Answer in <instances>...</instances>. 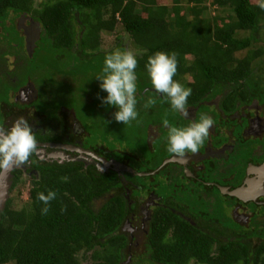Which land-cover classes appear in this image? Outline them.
I'll list each match as a JSON object with an SVG mask.
<instances>
[{"label": "trees", "instance_id": "1", "mask_svg": "<svg viewBox=\"0 0 264 264\" xmlns=\"http://www.w3.org/2000/svg\"><path fill=\"white\" fill-rule=\"evenodd\" d=\"M35 1L0 0V45L5 47L0 72L4 80L6 74L15 75L13 88L31 80L40 90L37 107L43 110L50 98L72 108L89 134L86 146L137 171H153L174 155L167 151L165 117L170 125L183 127L211 111L215 124L232 129L237 140L229 160L236 164L235 184L241 181L254 142L243 138L245 125L232 115L252 102L264 105V10L257 0ZM209 6L217 13L204 16ZM21 14L41 30L31 55L16 29L15 18ZM117 28L127 34L139 61V122L128 125L114 119L115 106L102 103L107 92L96 77L107 54L126 50L119 35L116 48H100V31ZM157 51L178 54L175 80L182 83L190 76L186 85L192 89V118L174 112L170 101L155 91L146 63ZM6 53L18 55L12 74L6 70ZM10 86L3 87L5 94L0 91V104H7ZM56 88L59 95L50 93ZM150 97L156 104L145 109ZM217 97L213 107L219 112H212L205 101ZM212 171L196 175L209 180ZM124 176L168 199V206L152 211L144 253L128 264H264V222L253 228L237 224L218 189L187 176L183 166L169 162L153 174ZM33 184L22 207L15 208L8 197L0 210V264H81L87 251V264L127 261L128 239L119 229L134 206L126 187L131 198L139 192L136 187L123 184L112 169L100 172L83 162L45 165ZM48 190L56 191L57 198L42 215L37 194ZM94 199L101 204L96 207Z\"/></svg>", "mask_w": 264, "mask_h": 264}, {"label": "flooded vegetation", "instance_id": "2", "mask_svg": "<svg viewBox=\"0 0 264 264\" xmlns=\"http://www.w3.org/2000/svg\"><path fill=\"white\" fill-rule=\"evenodd\" d=\"M25 23L26 26L24 27L23 25H25ZM15 24L17 31L24 38V47L26 51L31 55L35 48V43L40 37L41 30H39L36 22L32 20L29 15L25 14L17 16L15 18ZM34 25H36V30H32ZM12 45H16V43L12 42ZM3 50H5V47L1 44L0 56ZM4 58L6 70L12 74L13 72L11 71L16 69L18 65V55L6 53ZM8 75L9 74H6V79L4 80L0 72V91L4 94L6 90H4L3 87H8V84L12 86V83H15L16 79V77H14L15 75ZM11 86L7 89L8 91L6 93L7 104H0L2 105L0 110L3 111L0 117V126H3L5 129L10 128L15 120L20 116H24L29 120L33 131L36 133L39 151L30 158L28 164L14 167L6 175L7 180L10 182L8 193L18 184L24 173L28 174V181L31 187L34 185L33 182L40 178L42 168L45 165L53 163L65 164L70 162H83V167L93 165L94 168L100 172H105L109 169L114 170L112 165H110V167L103 164L99 165V162H101L99 158H95L88 152L90 151L97 154L94 150L85 145L89 134L78 121L72 108L57 103L45 106L43 110L39 108L40 106L37 107L40 90L31 80H27L16 89ZM218 99L217 97L205 101L212 112H219V110L213 107L216 106ZM49 101L50 99L47 98L46 105ZM194 112V109L189 107L190 118L193 117ZM210 112L211 111H208V115L212 116ZM232 117H234L238 123H244L245 126L242 129L243 138L246 141L252 140L254 142V144L251 145L253 146V158L247 162L244 176L238 184H235L237 173V168H235L236 164L234 165L233 161H229V156L234 152L236 147L235 142L237 143V140L231 136L232 129H228L224 124L218 123V125H216L214 123L213 128L210 130L209 139L206 140L204 146L198 153L188 154L186 156L187 160L184 163L178 161L172 162L183 166L184 172L188 169L190 174L188 175L185 173L187 176L197 178L196 180L203 182L204 185L216 187L220 192L219 194L224 199V202L226 201L231 205V208L228 210L235 222L242 226L252 227L253 224L258 225L257 222H264V212L262 213L260 211V208L264 207V192L258 194L254 199L244 201L228 194L226 191L225 193L222 192L219 187L222 186L231 190L240 186L247 178L257 175L255 171L249 170L250 165L259 167L264 164V105L253 104L252 102L251 104L241 106L239 111L234 113ZM223 136L228 138L220 142V139L224 138ZM100 157L104 158V156ZM104 159L115 160L112 157ZM120 163L133 168L128 163ZM229 167L232 169L231 172H228ZM206 171H212V179L206 180L196 175V173H198L204 176ZM116 172L118 176H120L123 184L128 183L139 190L138 194L131 198V191L126 187V197L129 199V205L131 206L134 204V206L125 217L119 229V232L128 239L125 252L128 253L127 258L129 259L130 256L136 252L138 247L141 248L140 254L142 255L144 253L152 211L156 207L168 206V199L164 200L163 195L151 191L149 188L143 186V184H134L131 180H125L124 173L136 174L134 172H137V170H134V172L118 170ZM145 175L148 174L140 176ZM4 181H6V178H4ZM254 187L257 188V186ZM98 200L100 199H94L93 204L95 206V202Z\"/></svg>", "mask_w": 264, "mask_h": 264}, {"label": "clouds", "instance_id": "3", "mask_svg": "<svg viewBox=\"0 0 264 264\" xmlns=\"http://www.w3.org/2000/svg\"><path fill=\"white\" fill-rule=\"evenodd\" d=\"M257 6L264 10V0H257ZM138 63L137 54L132 50L122 51L117 48L105 56L102 72L96 76L102 81L101 90L107 92V96L102 98V103L115 106L118 110L114 113V119L125 125L133 121L139 122L136 98ZM178 65V54L175 51H157L148 57L146 69L155 91L170 101L174 112L188 117V98L192 89L174 79ZM155 104L156 99L150 97L144 108L148 109ZM214 123L212 116L202 114L188 126L179 127L170 125L165 117L163 126L167 129V151L178 158L198 153L209 139ZM38 151L36 133L24 116L15 120L10 128L0 126V176H6L14 167L28 164L30 158ZM56 198L57 193L53 190H48L46 194H37L38 201L43 204L42 215L49 212L51 202Z\"/></svg>", "mask_w": 264, "mask_h": 264}, {"label": "rangeland", "instance_id": "4", "mask_svg": "<svg viewBox=\"0 0 264 264\" xmlns=\"http://www.w3.org/2000/svg\"><path fill=\"white\" fill-rule=\"evenodd\" d=\"M39 1L40 0H36L35 4H38ZM215 13H217V11H215V8L213 6H209L207 8V10L204 11V16L210 17V16H213ZM220 14H221V12H220ZM23 26L25 27L26 23ZM32 30H36V25H34L32 27ZM116 35L120 36V41L122 42V45L126 47V49H130L134 53L137 52L136 48L134 46H131V43L129 41L127 34L123 30H121L120 28H117V30H113V31L101 30L100 31V39H101L100 48L102 50H108L111 48H116V42L118 40L116 38ZM22 39H24V38H22ZM186 80H190L189 75H186V77L184 79H182V83L181 82L180 83L183 84L185 87L189 88L186 85ZM50 93H53L54 95H59V90H58V88H56L55 91L52 90V91H50ZM70 95L73 97L72 93H70ZM50 97H51V95H50ZM48 99H50V98H48ZM50 104H52V100H50L47 103V105H45V106H49ZM229 161H232V160H229ZM29 188H30V184L28 181V174L24 173L21 180L18 182V184L10 191V193H8V197L11 198V201H12L13 206L15 208H20V207H22L23 204H25L26 200L28 199V189ZM101 201L102 200L96 201L95 202L96 206H99L101 204ZM140 253H141V248L138 247L136 252L134 254H132L127 261H124L123 264L130 263V261H132V259H133V256L136 257ZM90 254H91V251H87L84 253V255H82L84 257V259L81 260V264H87V263L91 262ZM79 257H81L80 253H79ZM143 258H145V257H143ZM189 264H196V263L194 261H190Z\"/></svg>", "mask_w": 264, "mask_h": 264}, {"label": "water", "instance_id": "5", "mask_svg": "<svg viewBox=\"0 0 264 264\" xmlns=\"http://www.w3.org/2000/svg\"><path fill=\"white\" fill-rule=\"evenodd\" d=\"M92 156H94L95 158H99V160L101 162H99V165L103 164L105 166H109L112 165L113 169L118 171V170H125V171H129V172H134V169L123 165L120 162H117L116 160H106L100 156H98L97 154L88 151ZM187 160L186 157L184 158H178L175 155H172L169 158H166L161 164L160 166H158L157 169L150 171V172H134L136 173L138 176L143 175V174H150V173H155L158 169H160L161 167H163L165 164H167L168 162H172V161H178L181 163H184ZM112 168V167H111ZM258 168V169H255ZM263 168V169H262ZM249 170L250 171H255L257 173V175L255 177H249L247 178L245 181H243V183L238 186L235 187L231 190L226 189V187H222L220 186V190L222 192L225 193V191L230 194L233 195L241 200H250V199H254V197H256L258 194H260L261 192H264V164L262 166L259 167H254L252 165L249 166ZM260 170V171H259ZM186 174H190L189 170L187 169V171L185 170ZM4 178H6V181H4ZM254 186H257V188H255ZM9 187H10V182L7 180V176H0V210H2V208L4 207L5 201L8 197V192H9Z\"/></svg>", "mask_w": 264, "mask_h": 264}]
</instances>
